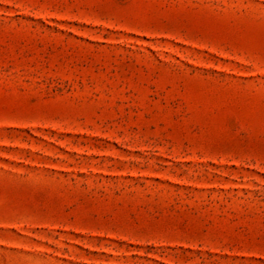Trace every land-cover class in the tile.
I'll use <instances>...</instances> for the list:
<instances>
[{
    "label": "rangeland",
    "instance_id": "rangeland-1",
    "mask_svg": "<svg viewBox=\"0 0 264 264\" xmlns=\"http://www.w3.org/2000/svg\"><path fill=\"white\" fill-rule=\"evenodd\" d=\"M0 264H264V0H0Z\"/></svg>",
    "mask_w": 264,
    "mask_h": 264
}]
</instances>
